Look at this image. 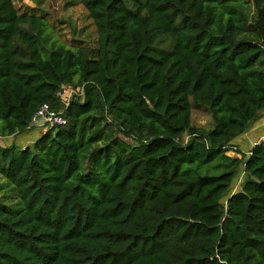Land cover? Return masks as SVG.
I'll use <instances>...</instances> for the list:
<instances>
[{
    "label": "trees",
    "instance_id": "16d2710c",
    "mask_svg": "<svg viewBox=\"0 0 264 264\" xmlns=\"http://www.w3.org/2000/svg\"><path fill=\"white\" fill-rule=\"evenodd\" d=\"M73 3L96 47L46 49L43 19L0 0V178L21 206L0 204V264H264V144L228 155L264 112V0ZM45 104L67 125L3 144Z\"/></svg>",
    "mask_w": 264,
    "mask_h": 264
},
{
    "label": "rangeland",
    "instance_id": "374dc122",
    "mask_svg": "<svg viewBox=\"0 0 264 264\" xmlns=\"http://www.w3.org/2000/svg\"><path fill=\"white\" fill-rule=\"evenodd\" d=\"M74 0H14L15 7L21 14L33 13L43 19L46 24V33L43 45L46 49L62 45L67 48L96 47L97 34L86 11L81 6H74ZM47 60V55L43 54ZM193 105V103H192ZM192 121L197 128H209L212 124V117L208 110L192 106ZM48 129L33 128L25 133L12 138L11 144L19 145V138L26 134H35L37 137ZM36 138L35 141H37ZM2 145V143H1ZM28 147H33L30 143ZM247 158V157H245ZM87 164H85V167ZM87 193L96 198L99 196V181L95 179L87 184ZM14 186L6 179L0 178V204L8 209L20 211L21 206L14 199L12 190Z\"/></svg>",
    "mask_w": 264,
    "mask_h": 264
},
{
    "label": "built area",
    "instance_id": "2783aa9c",
    "mask_svg": "<svg viewBox=\"0 0 264 264\" xmlns=\"http://www.w3.org/2000/svg\"><path fill=\"white\" fill-rule=\"evenodd\" d=\"M75 96L83 97V92L78 93V91L64 87L58 92V98L65 104L66 108L69 107L72 99ZM65 108V109H66ZM67 125V120L64 115V111H53L49 105H43L33 116L31 120V128H38V129H48L51 130L56 127H62ZM264 144V135L261 136L257 141L251 144V151L244 153L239 148L234 146L230 152V157H237L242 158V155H246V157H250L252 155V150L260 145ZM244 178V173L239 177V180L234 186L233 193L239 190V186Z\"/></svg>",
    "mask_w": 264,
    "mask_h": 264
},
{
    "label": "crops",
    "instance_id": "0c3cea01",
    "mask_svg": "<svg viewBox=\"0 0 264 264\" xmlns=\"http://www.w3.org/2000/svg\"><path fill=\"white\" fill-rule=\"evenodd\" d=\"M42 134L43 133H41V135ZM41 135H39V137H37V133L23 135L19 138V146L25 148L28 147L30 143L34 144L36 142L35 139L40 138ZM263 135H264V112H262L259 118L252 123L250 128L243 135H241L235 141H233L232 144L237 148H239L242 152L247 153L251 151V144L257 141ZM12 138L9 140H3L4 143L3 142L2 143L3 144L6 143L8 145L11 143Z\"/></svg>",
    "mask_w": 264,
    "mask_h": 264
}]
</instances>
